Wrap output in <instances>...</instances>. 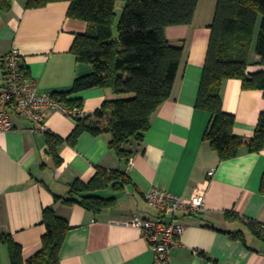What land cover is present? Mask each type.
Here are the masks:
<instances>
[{
  "label": "crops",
  "instance_id": "1",
  "mask_svg": "<svg viewBox=\"0 0 264 264\" xmlns=\"http://www.w3.org/2000/svg\"><path fill=\"white\" fill-rule=\"evenodd\" d=\"M27 1L14 0L10 10L0 9V59L17 48L38 93L68 91L77 78L93 72L71 50L89 24L68 15L69 1L39 8H28ZM216 5L217 0H199L191 24L166 27L167 40L184 45V56L172 94L153 114L144 137L125 144L133 153L132 163L110 147L109 133L84 132L74 145L59 147L61 163L56 164L47 135L66 139L75 128L74 118L58 110L46 111L42 122L13 114V129L0 132V233L21 246L25 260L41 249L46 232L42 213L53 206L71 226L60 264H156L150 243L129 223L135 215L158 216L146 200L156 187L183 199L204 193L203 211L183 209L178 214L185 230L170 250V264H264V241L246 227L248 219L264 222V148L253 152L247 146L264 112V91L245 89L238 78L223 82V110L235 116L234 133L244 143L236 157L226 160L205 139L211 113L196 106ZM122 7L120 3L119 15ZM255 44L256 33L249 73L261 69ZM3 75L0 61L1 82ZM70 97L82 98L85 115H93L115 95L94 87ZM99 168L120 169L128 178L120 191L110 186L96 192L118 195L115 205L95 213L64 202L73 182L88 183ZM241 229L245 241L231 237L229 232ZM0 264H12L9 244L3 241Z\"/></svg>",
  "mask_w": 264,
  "mask_h": 264
},
{
  "label": "trees",
  "instance_id": "2",
  "mask_svg": "<svg viewBox=\"0 0 264 264\" xmlns=\"http://www.w3.org/2000/svg\"><path fill=\"white\" fill-rule=\"evenodd\" d=\"M58 1H69L68 15L89 24L88 31L77 36L71 50L80 62L90 63L93 72L77 78L70 90L52 95L72 109H83V99L70 95L90 88L111 89L115 97L105 100L93 115L72 116L75 128L66 139L49 133L48 151L56 164H60L59 147L64 143L74 145L84 132L109 133L110 147L121 159L129 160L133 153L125 144L144 137L153 114L170 98L183 60L184 45L169 42L165 29L191 24L199 0H28L27 7L39 8ZM13 2L0 0V9L10 10ZM120 3L123 7L119 15ZM258 24L255 50L261 69L249 73V57ZM210 28L196 106L211 113L205 139L226 160L236 157L244 143L234 133L235 116L223 110V82L238 78L245 89L264 91V0H217ZM24 69L28 74L25 66ZM247 146L253 152L264 148V112ZM127 181L120 169L99 168L88 183L73 182L70 197L64 202L79 203L98 213L115 205L118 195L102 196L96 192L110 186L120 191ZM261 191L264 193V175ZM74 194L78 197H73ZM42 223L46 232L41 249L27 260L23 258L21 246L9 235L0 233V241L9 244L12 264H60L61 249L71 229L69 221L59 216L53 206H48L43 210ZM246 227L264 241V222L248 219ZM229 233L234 239L246 240L242 229Z\"/></svg>",
  "mask_w": 264,
  "mask_h": 264
},
{
  "label": "built area",
  "instance_id": "3",
  "mask_svg": "<svg viewBox=\"0 0 264 264\" xmlns=\"http://www.w3.org/2000/svg\"><path fill=\"white\" fill-rule=\"evenodd\" d=\"M3 82L0 81V132L12 130L13 114L42 122L45 112L58 110L69 116L84 115L83 109H72L60 102L52 93H38L36 83L24 69L21 52L14 48L1 59ZM132 163L133 159L130 158ZM214 170L209 174L213 175ZM146 200L158 209L157 217L135 215L129 222L137 227L148 240L155 253L156 264H170V250L176 246L184 233L185 226L178 221L183 209L193 212L205 209L203 191L199 190L191 199L164 189L153 187L146 194Z\"/></svg>",
  "mask_w": 264,
  "mask_h": 264
},
{
  "label": "rangeland",
  "instance_id": "4",
  "mask_svg": "<svg viewBox=\"0 0 264 264\" xmlns=\"http://www.w3.org/2000/svg\"><path fill=\"white\" fill-rule=\"evenodd\" d=\"M259 24H260V21H259ZM259 24H258L257 31H256V40H257V37H258V34H259V26H260Z\"/></svg>",
  "mask_w": 264,
  "mask_h": 264
}]
</instances>
